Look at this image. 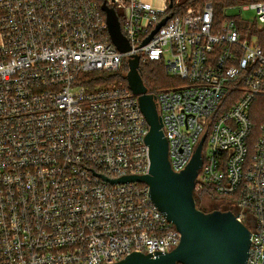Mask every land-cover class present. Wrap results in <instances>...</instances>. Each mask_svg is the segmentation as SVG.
<instances>
[{"label": "built area", "instance_id": "built-area-1", "mask_svg": "<svg viewBox=\"0 0 264 264\" xmlns=\"http://www.w3.org/2000/svg\"><path fill=\"white\" fill-rule=\"evenodd\" d=\"M104 3L129 52L112 42ZM103 4L0 0V264H117L179 246L147 184L114 183L151 168L150 126L127 82L137 56L139 70L162 64L181 82L148 90L172 169L184 171L206 136L195 190L229 203L251 232L247 264H264V114L258 134L252 118L264 110V52L249 31L264 29V1L229 6L224 19L209 3ZM123 70L127 83L101 88L85 75Z\"/></svg>", "mask_w": 264, "mask_h": 264}, {"label": "water", "instance_id": "water-1", "mask_svg": "<svg viewBox=\"0 0 264 264\" xmlns=\"http://www.w3.org/2000/svg\"><path fill=\"white\" fill-rule=\"evenodd\" d=\"M170 9L174 0H170ZM112 42L122 53L131 46L123 35L114 8L107 3L102 6ZM165 19L146 39L152 37L165 25ZM127 82L139 98L141 110L150 126L146 143L150 147L151 168L144 176H127L114 183L138 182L150 188V196L156 206L181 233V242L165 255L133 253L117 264H247L251 244L249 228L237 220L232 211L215 210L206 213L199 209L195 200V188L203 166L204 136L187 168L176 173L169 161V143L163 132L155 97L148 93L139 70V57L129 61Z\"/></svg>", "mask_w": 264, "mask_h": 264}, {"label": "trees", "instance_id": "trees-1", "mask_svg": "<svg viewBox=\"0 0 264 264\" xmlns=\"http://www.w3.org/2000/svg\"><path fill=\"white\" fill-rule=\"evenodd\" d=\"M96 2H98L100 5L103 4V0H95ZM264 0H174V7L172 9V12H182L184 8L188 7V6H199V7H203L206 4H212L215 10V15L217 17V19H224L226 18V9L229 6L232 5H237V4H242L244 2H262ZM251 29V30H250ZM249 31H251L252 34L258 35V39L260 41V43H262V49L264 52V29L259 31L256 28H250ZM244 30V34L245 33H249L248 32V27L243 28ZM260 45V46H261ZM125 72L126 70H123V72L119 75H117L116 77H122L123 83H127L126 82V76H125ZM140 72L141 75L143 77L144 83L147 87V89L149 90V92H153L154 91V87L157 88H162V82L163 79H166V73H165V68L162 64H158V63H149L145 66H142L140 68ZM92 73H98V72H92ZM102 73V72H99ZM92 77V76H91ZM101 78H98L97 80H100ZM106 79V77H105ZM95 85H98L95 84ZM171 87V86H170ZM164 88V87H163ZM264 114V110L259 108V105H254V108L252 109V118L255 121L256 125V134L259 133V128L262 122V116ZM209 193L212 194L213 197L215 198H219V199H223L221 197H219L217 194L214 193V191L212 190V188H208ZM195 200L197 203V197L195 196ZM197 207L199 208L198 204ZM229 208V207H228ZM201 209V208H199ZM202 210V209H201ZM229 209H226L225 211H229ZM204 211V210H202ZM205 212V211H204Z\"/></svg>", "mask_w": 264, "mask_h": 264}, {"label": "rangeland", "instance_id": "rangeland-1", "mask_svg": "<svg viewBox=\"0 0 264 264\" xmlns=\"http://www.w3.org/2000/svg\"><path fill=\"white\" fill-rule=\"evenodd\" d=\"M183 1V0H181ZM251 16H253V14H249ZM258 37V35H255ZM254 42H256V39L253 40ZM259 45H261L262 43H260L259 39H258ZM262 47V45H261ZM166 73V72H165ZM86 76H93L94 78H101L103 80H99L98 85L96 86L97 88H101V87H105L110 83H118L119 79L118 77H116V74H112V73H87L85 74ZM167 76V75H166ZM105 77L107 79H105ZM181 82L176 79V78H172L170 76H167L166 79H163L162 88H157L154 87V90H158V89H165V88H169L170 86H174V85H179ZM164 87V88H163ZM208 188H204L200 191L195 190V196L197 197V203L199 208H201L202 210H204L206 213L215 211V210H220V211H225L226 209H231L229 203L225 200V199H219V198H215L212 196V194L209 193ZM229 207V208H228Z\"/></svg>", "mask_w": 264, "mask_h": 264}]
</instances>
